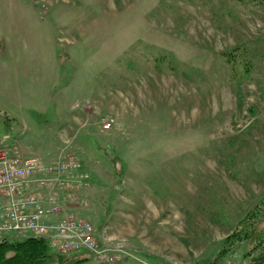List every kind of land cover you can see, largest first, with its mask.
<instances>
[{"label": "rangeland", "instance_id": "1", "mask_svg": "<svg viewBox=\"0 0 264 264\" xmlns=\"http://www.w3.org/2000/svg\"><path fill=\"white\" fill-rule=\"evenodd\" d=\"M66 147L103 264H209L264 189V0H0V148Z\"/></svg>", "mask_w": 264, "mask_h": 264}, {"label": "built area", "instance_id": "2", "mask_svg": "<svg viewBox=\"0 0 264 264\" xmlns=\"http://www.w3.org/2000/svg\"><path fill=\"white\" fill-rule=\"evenodd\" d=\"M102 121L103 129L112 128L113 119ZM80 168L68 147L50 161L19 148H0V242L42 237L61 254L89 252L94 264L118 260L121 247H102L98 230L72 209L82 186L74 178Z\"/></svg>", "mask_w": 264, "mask_h": 264}, {"label": "trees", "instance_id": "3", "mask_svg": "<svg viewBox=\"0 0 264 264\" xmlns=\"http://www.w3.org/2000/svg\"><path fill=\"white\" fill-rule=\"evenodd\" d=\"M264 189L258 201L246 212L232 233L223 240L218 256L209 264H219L241 244L253 264H264ZM87 258L64 255L52 250L42 237L7 239L0 242V264H82Z\"/></svg>", "mask_w": 264, "mask_h": 264}, {"label": "crops", "instance_id": "4", "mask_svg": "<svg viewBox=\"0 0 264 264\" xmlns=\"http://www.w3.org/2000/svg\"><path fill=\"white\" fill-rule=\"evenodd\" d=\"M100 107V105H99V103H98V101H96V102H94L93 103V105L91 106V108L88 106V107H86L85 108V110L84 111H86V112H95L98 108ZM78 118V117H77ZM20 149V148H19ZM21 150V149H20ZM61 153V152H60ZM60 153H59V155H60ZM58 155V156H59ZM54 160V159H53ZM77 176H74V178H76ZM76 207H73V210L75 209Z\"/></svg>", "mask_w": 264, "mask_h": 264}]
</instances>
